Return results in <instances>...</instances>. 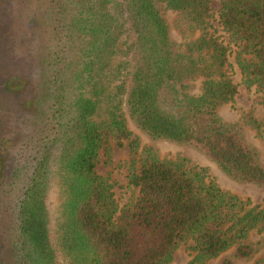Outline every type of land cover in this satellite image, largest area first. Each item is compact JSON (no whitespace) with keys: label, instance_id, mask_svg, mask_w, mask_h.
Returning <instances> with one entry per match:
<instances>
[{"label":"trees","instance_id":"trees-1","mask_svg":"<svg viewBox=\"0 0 264 264\" xmlns=\"http://www.w3.org/2000/svg\"><path fill=\"white\" fill-rule=\"evenodd\" d=\"M217 1L216 15L211 0L27 5L40 16L46 65L41 116L11 171L5 264H167L188 241L184 264H234L264 248V204L221 190L184 157L158 156L127 126L152 142L193 147L231 179L264 189V119L218 113L236 93L231 53L264 107V0ZM112 146L128 149L135 193L123 203L95 170Z\"/></svg>","mask_w":264,"mask_h":264},{"label":"rangeland","instance_id":"rangeland-1","mask_svg":"<svg viewBox=\"0 0 264 264\" xmlns=\"http://www.w3.org/2000/svg\"><path fill=\"white\" fill-rule=\"evenodd\" d=\"M34 0H0V264H5L7 258L6 240L10 236V227L13 222L8 205V191L11 183V171L17 162L21 161L22 144L27 134L37 127L40 110L36 108V98L41 97L43 86L39 83L41 68L44 60V33L39 25L40 16L26 8ZM35 4L43 0H35ZM218 1L211 0V10L216 12ZM216 15V14H215ZM172 16V15H171ZM217 27L216 34L225 38ZM173 36L179 40V34L173 30ZM231 63V78L236 84V93L232 102L219 109V115L226 121H235L240 117L242 110H251L257 118L264 119V107L256 102L253 88L245 87L241 82L240 72L234 61V54L229 56ZM40 94V95H39ZM127 126L140 138L142 145L151 146L158 156L186 158L189 163L204 167L208 179L214 181L223 191L236 194L241 198H249L254 203L264 204V189L237 182L223 173L212 161L197 149L176 145L164 141L152 142L140 133L131 122ZM246 139L259 148V141L254 131L245 130ZM264 163V155H260ZM128 159L126 146H112L108 163L104 156H100L95 170L98 174L108 178L112 183L114 197L119 203L125 202L135 193L127 185L124 162ZM50 199L54 208L56 203V184L51 183ZM55 214L53 213V217ZM259 238L255 231L249 233L251 242ZM190 241L180 243L172 252L167 264H184L192 252L187 248ZM264 256V248L259 247L249 260H240L234 264H252L259 257ZM205 264H216V259Z\"/></svg>","mask_w":264,"mask_h":264}]
</instances>
